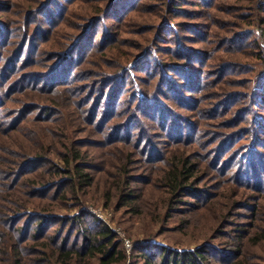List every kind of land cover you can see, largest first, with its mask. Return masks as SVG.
<instances>
[{"label": "trees", "instance_id": "obj_1", "mask_svg": "<svg viewBox=\"0 0 264 264\" xmlns=\"http://www.w3.org/2000/svg\"><path fill=\"white\" fill-rule=\"evenodd\" d=\"M2 1L0 264H251L248 251L264 255V0L230 1L238 21L221 18L235 29L220 34L206 23L217 0H158L155 41L134 77L118 42L147 0L97 4L68 43L60 28L79 0H38L17 19L15 0ZM188 35L198 47L184 44ZM243 53L250 59L232 58ZM118 144L131 146L122 161ZM153 181L165 193L161 221L209 207L219 242L176 249L147 240L127 252L88 209L100 200L141 214V188ZM234 214L246 220L228 229Z\"/></svg>", "mask_w": 264, "mask_h": 264}, {"label": "rangeland", "instance_id": "obj_2", "mask_svg": "<svg viewBox=\"0 0 264 264\" xmlns=\"http://www.w3.org/2000/svg\"><path fill=\"white\" fill-rule=\"evenodd\" d=\"M4 1L8 2L9 4V1L11 0H3V4ZM230 1L233 0H217L216 6L212 7V15L210 16L209 20H206L207 25H209V31H212L215 34H220L229 31V29H235L234 24H217V21H219L221 18H225L231 21L232 23L238 21V18L235 15L237 13V8L235 7V5L231 4ZM36 2H38V0H15V4L13 5L14 12L9 15V18L17 19L23 9L25 10L27 6ZM104 3L105 0H79V2H76L72 8V16H70L68 18V22H66L60 28V32L62 33L60 39L64 43H68L73 36L79 33L81 26L78 25H81V23H83V21L88 17L95 15L96 7H99V5H104ZM97 4L99 5L96 6ZM226 6H229L234 14H225L224 12L226 10ZM181 7L184 10L189 9V11H191V9H195L191 8L189 4L181 5ZM160 8L161 6L158 0H147V2H145L140 9L132 13L130 19L126 21L122 32H120V41L118 42V48L120 50L123 49L121 50L123 52L124 50L127 51L126 55H123V53L121 52L120 53L123 55L124 61H127L128 67L131 69L129 74L132 77H134L133 66H135L134 64L137 60V56L144 52V50L147 49L149 44L155 41L154 36L156 33V24L160 21V14L162 13V11L159 12ZM177 18V21H181V23H195L192 20H188V18H185L183 15ZM10 23L15 25L18 22L15 21L13 23ZM63 35H69V37L64 40ZM92 36H94L92 33H88L85 36L86 39H84V41H88V39H91ZM190 36H194V34L190 33ZM190 36H187V39L184 41V44L187 47H198V41L194 40V38ZM257 37L260 40L262 49L264 50V35L257 31ZM48 45L51 47L55 46L54 42H51ZM159 46L165 47L166 43H161L159 44ZM219 54H223V52L219 50ZM244 56V53L236 54L233 55L232 58L238 60L242 59L243 61H245L246 59H250L248 57L244 58ZM234 85L235 84L231 83L229 85L224 84L223 87H226V90L224 88L219 87L214 88L215 90L213 91L214 94H216L213 95L214 99H216L219 93L235 89L233 88ZM228 86L232 88H228ZM252 90H256L255 85L253 86ZM137 94L141 96V93L139 91L137 92ZM211 97L212 96H209L208 98ZM114 147L119 150L118 152H116V156L120 155V151L123 152L122 155H125V153H127V151L131 149V146L125 144H118ZM114 147H112L111 149L117 150ZM111 156L112 154L109 153L108 158H111ZM137 157L139 158L140 156L137 155L136 158ZM117 159L119 158L117 157ZM122 160L123 158L120 155V161ZM139 164L140 163H136V165ZM143 166L135 168L137 169L135 173H142ZM211 183H214V180L207 181V184ZM137 186V188L141 187L139 185ZM141 189L143 190L144 194L142 207L140 208L142 210L141 214L136 215L130 212L128 213L124 209L116 210L113 207L105 208L103 207L102 202L100 200L87 201L88 209L92 213H95L94 215H96V213H99L100 219L103 218L108 221L110 227L113 230L117 231L118 235L122 237L123 240L127 239L131 245L142 243L148 240L158 242L160 244H164L176 249H182L193 248L204 240H209L216 244L219 242L218 239L210 238L213 230L217 226V220L216 216L213 214V212H211V209L209 207L202 208L199 211L191 210V212H188L190 210H187L189 208H187L186 206L185 212L175 213L174 216H172L173 218L163 222L160 219L164 206L163 196H165V193L163 192V190L159 189L158 183L157 185L154 184V181L148 185L142 186ZM183 215L186 216V219H189V221L191 222L187 226H182L180 217H184ZM234 215L228 218V222L226 224V227L228 229L233 225L232 223H235V221L246 220L245 218H240L239 216ZM125 249L127 252H130L126 247ZM253 252L256 253V256L254 257L249 256V254H247V257L249 256L251 264L259 262L264 264V258H256L264 256L262 251H248V253ZM129 263L130 258H127L125 264Z\"/></svg>", "mask_w": 264, "mask_h": 264}, {"label": "built area", "instance_id": "obj_3", "mask_svg": "<svg viewBox=\"0 0 264 264\" xmlns=\"http://www.w3.org/2000/svg\"><path fill=\"white\" fill-rule=\"evenodd\" d=\"M96 215L100 218V215H99V213H96ZM103 217V216H102ZM103 219V218H102ZM103 221H105L108 225H109V223H108V221H106L105 219H103ZM110 226V225H109ZM124 245H125V247L128 249V251L130 250V248H131V244H130V242L127 240V239H124Z\"/></svg>", "mask_w": 264, "mask_h": 264}]
</instances>
